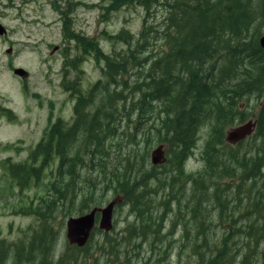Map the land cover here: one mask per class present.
I'll list each match as a JSON object with an SVG mask.
<instances>
[{
    "label": "trees",
    "instance_id": "16d2710c",
    "mask_svg": "<svg viewBox=\"0 0 264 264\" xmlns=\"http://www.w3.org/2000/svg\"><path fill=\"white\" fill-rule=\"evenodd\" d=\"M60 1L62 31L80 54L68 67L93 55L104 76L84 90L64 67L72 121L58 117L27 160L7 161L22 190L33 181L46 190L26 207L34 222L22 237L0 239V264H152L153 254L164 264L173 249L178 264H264V0H108L107 17L144 13L137 33L103 32L124 44L107 53L70 26L83 2ZM250 117L253 133L228 141ZM203 129V166L189 170ZM115 199L114 216L125 206L132 217L120 230L129 237L111 234L115 220L85 246L60 248L64 220Z\"/></svg>",
    "mask_w": 264,
    "mask_h": 264
},
{
    "label": "rangeland",
    "instance_id": "374dc122",
    "mask_svg": "<svg viewBox=\"0 0 264 264\" xmlns=\"http://www.w3.org/2000/svg\"><path fill=\"white\" fill-rule=\"evenodd\" d=\"M55 1L63 10L60 0H0V22L9 29L8 39L11 41L5 42V36H0V239H4L5 244L21 238L34 222V216L26 207L37 205V195L46 190L45 183L37 186L34 181L22 190L11 178L7 161L27 160L31 150L58 117L72 121L75 100L63 89L64 67L70 80L79 73L84 90L104 76V61L93 55H88L78 71L68 67L80 54L75 42L62 31L60 10L54 5ZM81 1L83 3L73 6V25L70 26L74 31L76 29L98 39L106 53L112 47L120 49L124 44H112L104 31L115 34L127 28L137 33L142 28L144 10L140 7L122 9L107 17L104 6L108 0ZM11 47L12 51L9 50ZM19 67L27 70L25 77L15 73ZM249 120L255 121L254 117ZM205 134L203 129L201 141L188 162L189 170L196 171L203 166L200 152ZM127 217L129 220L132 218L125 206L117 208V225L112 235L120 232ZM63 218H58L56 226L60 227ZM67 219L62 228L61 249L70 243L67 239ZM178 236L176 234L174 238ZM99 237L100 234L96 233L95 240ZM172 251L166 257V264L179 263L176 249ZM191 260L186 257L181 262L191 264ZM86 264L94 262L87 260Z\"/></svg>",
    "mask_w": 264,
    "mask_h": 264
},
{
    "label": "water",
    "instance_id": "95a60500",
    "mask_svg": "<svg viewBox=\"0 0 264 264\" xmlns=\"http://www.w3.org/2000/svg\"><path fill=\"white\" fill-rule=\"evenodd\" d=\"M0 27L5 29L0 22ZM3 29L0 30L2 33ZM261 45L264 47V35L261 37ZM15 73L25 77L27 75V70L19 67L15 69ZM255 121L248 120L247 122L232 128L227 132V140L233 143L245 139L247 136L251 135L255 129ZM163 150L158 147L153 152V162L158 163L162 160ZM119 203L117 199L110 201L104 207H96L90 212H87L80 216H74L67 219V239L71 244H77L81 247L85 246L89 241L91 233L95 226L102 230L110 231L114 224V208L116 204ZM100 214V219H96L97 214ZM99 216V215H98Z\"/></svg>",
    "mask_w": 264,
    "mask_h": 264
},
{
    "label": "flooded vegetation",
    "instance_id": "af4514ba",
    "mask_svg": "<svg viewBox=\"0 0 264 264\" xmlns=\"http://www.w3.org/2000/svg\"><path fill=\"white\" fill-rule=\"evenodd\" d=\"M0 36H5L4 37V41L5 42H10L11 43V41L8 39V37L10 36V33H9V29L6 27L5 29H3V31H2V33H0ZM10 51H12V47H11V49H9ZM108 203H106V204H104L103 206H106ZM100 214L101 213H99V216L97 215L96 216V219L98 218V219H100ZM97 219V220H98ZM113 224H114V226H115V216H114V219H113ZM97 225H98V221H97ZM96 227V226H95ZM94 230V229H93ZM93 232V231H92ZM92 234V233H91ZM117 234V236H122V237H129L130 235H127L126 234V232H124V231H120V232H118V233H116ZM156 255L155 254H153V257L152 258H150V263H152V264H156ZM116 259V258H115ZM112 261H113V259H111ZM118 260V259H117ZM116 260V261H117ZM115 261V262H116ZM166 259H165V261L164 262H162V263H164V264H166ZM113 263H114V261H113ZM5 264H7V263H5Z\"/></svg>",
    "mask_w": 264,
    "mask_h": 264
}]
</instances>
